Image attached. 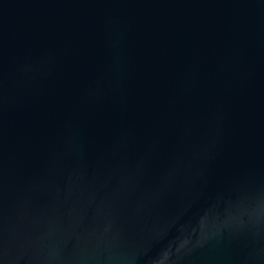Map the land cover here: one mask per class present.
I'll return each mask as SVG.
<instances>
[{
	"label": "water",
	"instance_id": "1",
	"mask_svg": "<svg viewBox=\"0 0 264 264\" xmlns=\"http://www.w3.org/2000/svg\"><path fill=\"white\" fill-rule=\"evenodd\" d=\"M0 264H264V0H0Z\"/></svg>",
	"mask_w": 264,
	"mask_h": 264
}]
</instances>
